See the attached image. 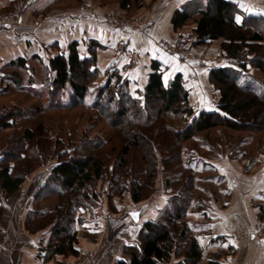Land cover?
Segmentation results:
<instances>
[{
    "label": "trees",
    "instance_id": "obj_1",
    "mask_svg": "<svg viewBox=\"0 0 264 264\" xmlns=\"http://www.w3.org/2000/svg\"><path fill=\"white\" fill-rule=\"evenodd\" d=\"M131 3L132 0H123L121 6L128 9ZM237 16L242 17L239 23ZM191 22L195 24L193 44L207 45L222 40V51L233 66L213 67L209 71L210 83L220 92L217 108L213 111L200 110L195 113L189 102L190 92L183 75L177 73L166 82L162 64L156 60L151 63L152 71L138 96L131 93L129 79L117 69L111 71L108 68L103 72L109 74L105 84L89 87V82L102 75L97 65V52L105 48L94 40L87 44L84 56L80 54L79 43L72 42L67 54L59 53L49 57L46 62L38 55L33 57L43 65L44 76L49 73L45 82L49 85V92L46 104L41 107L43 110L75 107L96 110L123 143L118 153L116 147L109 148L113 144V137L108 140L86 139L69 154L60 153L62 159L50 170L35 193L33 207L25 220L26 228L31 233L49 231L50 236L44 247L45 260L79 255L76 245L77 226L83 222L81 213L87 209L88 202L94 205L99 202L97 193L90 185L109 178V198L112 200L114 196H122L129 188L126 182L130 167L126 157L132 147L143 150V159L148 167L144 180L139 175L131 181L132 201L140 203L154 188L158 174L156 150L167 154L163 163L166 173H170L181 158V144L200 132L217 126L237 131L264 132V84L249 76L251 68L264 75V16L247 15L230 0H204L194 10L183 7L172 16L175 31ZM28 65L24 57L13 60L6 67L11 69L6 73L11 80L7 86L10 82L19 89L36 85L31 75L25 85L19 72V69L29 72L31 66ZM34 95L42 98L37 93ZM26 115L25 111L15 110L0 117V130L14 128L17 119ZM168 120H180L185 126L176 128ZM41 139L42 128L36 131L27 128L18 139V144L0 155V205L4 198L19 191L28 175L41 165L38 163L44 149ZM29 142L35 145L32 152H21L24 143ZM194 161L192 159L186 163V171L173 183L171 178L165 180L167 188L173 184L180 186L178 190L184 197L175 193L168 199L157 218L142 226L139 244L124 248V255L129 259L118 260L115 264H168L173 257L177 260L175 264L201 263L203 248L199 236L194 234L200 225L188 222L196 188ZM92 191L93 195L90 194ZM49 199H54L56 203L47 210L41 204ZM199 207L202 208L200 203ZM210 263L218 264L212 257Z\"/></svg>",
    "mask_w": 264,
    "mask_h": 264
},
{
    "label": "crops",
    "instance_id": "obj_2",
    "mask_svg": "<svg viewBox=\"0 0 264 264\" xmlns=\"http://www.w3.org/2000/svg\"><path fill=\"white\" fill-rule=\"evenodd\" d=\"M12 1L0 0V11L9 10ZM68 1L77 6L69 10L59 8ZM203 1L146 0L144 13L151 15L149 26L143 33L130 35L104 18L107 15L127 16L126 9L118 3L111 5L108 0H34L18 26L0 29V95L16 87L11 82L7 86L11 80L6 74V67L13 60L24 57L30 67L34 61H38L33 59L35 55L44 59L48 54L49 57L67 54L72 42L79 43L80 54L84 56L87 44L94 40L105 47L98 50L97 55V65L101 71L109 67L122 69L125 66V75L130 80L138 77L144 87L152 71V61H159L164 77L171 79L177 73L183 75L192 106L199 110H216L220 95L214 93L217 100L211 102L208 93L211 89L204 85L209 78V70L203 65L206 59L198 56L191 61L181 60L160 46L161 42L175 44L183 41L190 34L195 38L192 33L195 25L191 26L192 31L187 27L175 31L172 16L183 7L194 10ZM230 1L247 15L264 16V0ZM84 3L91 5L96 13H83L80 8ZM48 7L49 16L40 20ZM142 14L140 11L135 16ZM239 17L242 21V17ZM120 43H124L126 49L119 61L115 62L112 56ZM202 47L207 46H197L195 50H203ZM22 71L25 70L19 69V72ZM207 163L218 169V174L224 178L226 197L224 201L210 200L209 205L201 208L200 212L192 207L189 211L188 217L200 224L198 236L203 248L200 264H211V257L218 264H264V167L261 165L257 168L258 163H254L252 168L258 170V177H254L229 157L221 161L207 159ZM35 184H28L26 189L21 187L0 205V264H74L80 256L87 254L95 255L96 264H115L118 260H128L124 248L139 244L138 235L144 223L155 220L168 202L163 191L165 198H160L152 206L144 203L142 211H133L132 206H129L130 213L139 212V222H135L132 217L97 222L83 211V222L77 226L76 249L79 255L45 260L44 247L50 236L49 231L31 233L25 225L26 215L33 207L34 195L43 183Z\"/></svg>",
    "mask_w": 264,
    "mask_h": 264
},
{
    "label": "rangeland",
    "instance_id": "obj_3",
    "mask_svg": "<svg viewBox=\"0 0 264 264\" xmlns=\"http://www.w3.org/2000/svg\"><path fill=\"white\" fill-rule=\"evenodd\" d=\"M122 1L123 0H108V2H110L111 5L113 3H118L120 6ZM13 2L14 0L12 1L9 10H1L0 14H5L11 11L13 7ZM108 2L107 4H109ZM31 4H29L28 7L24 9L21 15V19L23 17V14ZM74 6H77V4L75 3L74 5V2L68 1L67 4L64 5L63 3V5H60L59 8L64 10H69L71 7ZM145 6H146V0H140L138 3L133 2L132 0L131 6L128 9H126L127 16L121 17L116 15H107L104 18L107 21H109L107 17L114 16L119 19L132 20L135 24L141 23L140 25L141 31L130 30V29L125 30L121 27H118V29L130 35L135 33H143L145 29L149 26V23L151 21L150 13L148 12L144 13ZM80 10L83 13H88L91 15L96 13L91 5L88 4L86 5L85 3L80 8ZM140 11L143 14L140 16H135L137 13H140ZM47 16H49V7L44 10V13L42 14V18H40V20L41 19L44 20L45 17ZM21 19L20 22L14 26H18L21 23ZM192 25L194 26L195 24L191 22L189 25L185 26L184 28L187 27L188 30H190ZM0 29L3 28L0 27ZM191 37L193 38V36L190 34V36L183 41H179L175 44H169V43L167 44L169 45L180 44L179 47L181 52L183 51L182 49L183 46L186 47L189 46L188 47L189 49L187 51L188 54L185 55L183 58L182 57L180 58V56L178 57L181 60H185V61H191L194 57H198V56L200 57V59H206L203 65L209 71L211 67L213 68V67L228 66L233 68V66H231L228 63V59L225 53L222 51L221 48L222 40H217L214 41L213 43L205 45L207 47H202L203 50H195L197 46H201V45H194L193 41L195 40V38L190 39ZM124 52H125V47H124ZM48 59H49V54L44 57L45 62ZM109 69L112 71L113 69H117V68L109 67ZM117 70H119L124 77L128 78L125 75V71H126L125 66L122 69L119 68ZM7 71L10 72L11 69H8ZM7 71L6 73H8ZM20 73L24 79L23 81L25 85H27L26 84L27 79L30 75L31 77L33 76L32 79L35 81L36 85H33L32 87L27 85L23 89L12 87L5 94L0 95V117H3L8 113H12L15 110H20L22 112L25 111L27 113V115L24 118L17 119V123L16 125H14V128L0 130V155L5 154L8 151H11L13 145L18 144L19 142L18 139L22 137L25 129L31 128L34 131H36L38 128H42L41 140L43 141L42 146H44V149L42 150L43 152L41 151L42 157L38 158V163L41 165L36 170H34L30 175H28V178L22 185L24 189L27 188L28 184L36 185L35 183L38 184L43 183L44 180L48 177L50 170L62 159L61 156L59 157L60 153L67 152L69 154L72 150H74L76 145H78V143H80L83 140L86 139L108 140L110 137H113L114 138L113 144H111L109 148L112 149L113 147H116L118 149L116 150L119 153L121 145H123L121 139L119 138V136L115 135L114 129L108 124L107 121L101 118V116L98 114L96 110L88 109L85 107H75L72 109L53 108L51 110L45 111L41 108L46 104L47 94L49 92V85L45 83L46 78L49 77V73H46L47 74L46 77L44 76L45 72L43 69V65L39 63V61L33 62L31 69H29V72L22 71ZM101 73H102L101 76L89 82V87L92 88L95 87L96 85L101 86L105 84L109 74L103 73V71ZM249 76L251 77L253 76L255 79L259 80L264 84V75L259 71L255 70L254 68L250 69ZM166 77H167L166 80L167 82L168 76ZM134 79L135 80L129 79L131 83L130 91L134 96H138V92H141L140 90L143 89V86L141 84V80L138 77ZM204 85H208L209 88L211 89V91L208 92L210 99H212L211 102H214L215 99L217 100V98L213 96V94L218 93L220 95V92L213 86V84L210 83L209 78L204 83ZM34 93L35 94L37 93L42 98L38 99V97L35 96ZM216 103L218 102L216 101ZM193 107L195 113H198L200 111L199 109L196 108V106ZM38 108L39 110L35 111V109ZM189 119L190 118H188V120ZM168 121L176 128H181L183 126L182 121L180 120L178 121L168 120ZM34 147L35 145H33L32 142H29L27 144L24 143V149H21V152L26 151V153L29 154L32 152ZM156 151H157L156 164L158 167L157 169L158 174L154 182V188H151L145 200L141 201L140 203H134L131 198V193H130L131 181L133 179L135 180V178H137L139 175L140 178L144 180L146 171L148 169L147 163L143 159V150L140 149L139 147H132L128 156L126 157L130 167L129 175L127 177V182H126L129 188L127 187L128 188L126 189L127 191H124L122 196H114V198H112L111 200L109 198V193L111 192L109 178H104L97 182H93L91 183L90 187H92V189H94L95 192L97 193L96 195H97V200L99 201L98 203L105 204L111 212L112 211L114 212V214H120L124 211H130V209H128L129 206H132L131 208L134 209L133 211H137L138 209H141L142 211L143 208L142 205L144 203H149L150 206H152V204L158 203L160 198H165L167 196L168 197L167 200L171 199L175 193L184 197V194H181L180 190H178L180 186L178 185L173 186L174 185L173 184L172 187L167 188L165 180L167 178H171V183H173L175 179H179L181 174L184 171H186L185 170L186 163L193 159V161L194 160L195 161L193 162L192 166L193 168H196V188L194 190L192 197L193 200L192 208L193 210L200 212L202 211V209L199 207V203L202 205L203 208L209 205L210 200L224 201L226 197L225 195L226 183L223 180L224 178H222V176L218 174L219 173L218 169L206 163L207 159L214 161H221L222 159H225V157H229L231 161H234L238 165H242L243 169L247 170V171L245 170L246 172H250L253 174L254 177H258V173H257L258 170L256 169L257 171L255 170L256 171L255 172L252 167L254 163H258L257 168H259L261 165L262 167H264V132L255 133L250 130L237 131V130H232L230 128H226L224 126H217L210 130L200 132L191 139L186 140L185 142H183V144H181L180 147L181 158L178 164L176 165L177 167H175L173 171L170 173H166L165 164L163 163V159L167 154L163 155L164 153L161 152V150H156ZM13 159L14 158H11V160ZM113 160L114 159H112V163ZM248 161L250 164L249 167H248ZM163 191L166 194V196L163 194ZM90 194L93 195V191L90 192ZM9 197L4 198V201L7 200ZM55 203L56 201L54 199H49L43 202L41 206L49 210L55 205ZM93 205L94 203L88 202L87 209L83 210L87 214V216L92 217L90 210ZM34 206L36 207L35 203ZM197 207H199L200 209L197 210L196 209ZM190 210L191 208L189 209V211ZM114 219H116L117 221L124 220V219H119L118 215H116L115 218L109 221H115ZM188 222L194 223V220L192 218H189ZM196 230L194 231V234L198 235L200 227L198 226ZM81 257L83 256H80L74 264H77ZM96 261L97 258L95 259V264ZM176 262L177 260L174 259L173 257V259L168 264H175Z\"/></svg>",
    "mask_w": 264,
    "mask_h": 264
},
{
    "label": "built area",
    "instance_id": "obj_4",
    "mask_svg": "<svg viewBox=\"0 0 264 264\" xmlns=\"http://www.w3.org/2000/svg\"><path fill=\"white\" fill-rule=\"evenodd\" d=\"M33 0H14L13 7L11 11L0 14V27L6 29L9 27H12L20 22L21 15L25 8L28 7L29 4H31ZM107 19L112 22L115 26L121 27L125 30H138L141 31V23H134L132 20L129 19H119L114 16H108ZM161 48L164 49L166 52L180 56V58L184 57L188 54V47L183 46V51H180V44L176 45H169L165 42H161L160 44ZM124 43H120L117 47V50L113 56L114 61H119L121 56L124 54ZM106 78V77H105ZM90 213L92 214V218L97 222H106L109 220H112L113 218L118 215L119 219H126L131 218L130 211H124L120 214H114V212H111L109 208L105 204L98 203L96 205H93L91 207ZM95 255L93 254H87L81 257L77 264H95Z\"/></svg>",
    "mask_w": 264,
    "mask_h": 264
},
{
    "label": "water",
    "instance_id": "obj_5",
    "mask_svg": "<svg viewBox=\"0 0 264 264\" xmlns=\"http://www.w3.org/2000/svg\"><path fill=\"white\" fill-rule=\"evenodd\" d=\"M133 213H135L136 215L134 216ZM130 216L133 218L135 222H139V216H140L139 212H131Z\"/></svg>",
    "mask_w": 264,
    "mask_h": 264
},
{
    "label": "snow or ice",
    "instance_id": "obj_6",
    "mask_svg": "<svg viewBox=\"0 0 264 264\" xmlns=\"http://www.w3.org/2000/svg\"><path fill=\"white\" fill-rule=\"evenodd\" d=\"M241 7H244V5L243 4H241ZM237 22L239 23L240 22V20H241V18L239 17V16H237ZM167 80V77H165V81ZM133 215L135 216L136 214L135 213H133Z\"/></svg>",
    "mask_w": 264,
    "mask_h": 264
}]
</instances>
